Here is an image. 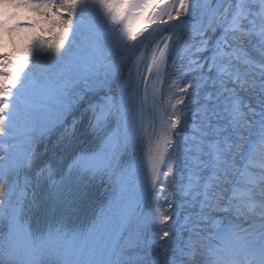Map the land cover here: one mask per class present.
I'll list each match as a JSON object with an SVG mask.
<instances>
[{"label": "snow or ice", "instance_id": "6c2138e0", "mask_svg": "<svg viewBox=\"0 0 264 264\" xmlns=\"http://www.w3.org/2000/svg\"><path fill=\"white\" fill-rule=\"evenodd\" d=\"M0 6L41 14L26 21L15 20L16 14L0 19V39L4 34L17 35L21 29L29 33L18 48L14 47L20 54L19 62L10 53L0 52L2 140L12 136L18 117L38 124L51 100L59 103L70 95L67 84L61 85L53 79V74H48L47 91L40 96L35 92L40 80L34 68L41 53H49V59L65 57L81 34L85 16L97 21L106 34L111 35L109 47L115 48L129 47L126 41L141 43L138 37L146 32L151 35L147 27L150 24L174 27L170 25L171 21L179 23L182 17L195 16L198 8L204 10L200 27L195 29L200 37L197 52L203 48L211 50L212 54L203 65L197 60L191 63L201 70L207 67L213 91L207 92L205 88V103H201L199 89L208 81L185 83L178 89L179 98L175 104L166 106L172 112L168 114L166 109L161 112L159 128L153 127L151 133L145 129L149 183L153 194L162 198L169 209L164 210L162 204L152 215V225L160 226L163 243L159 245L161 251L154 253L147 264H264V0H231L223 14L220 13L222 4L213 8L211 4H199L195 0H0ZM208 9L212 16L205 25L203 17ZM217 25L223 34L211 47L205 33L214 31ZM237 33L240 34L238 37ZM231 38L253 42L260 60H254L243 48L234 45ZM169 39L171 37L165 38L163 48L157 44L159 56L153 54L147 67L150 74L153 69L159 74L165 63ZM4 46L0 44V47ZM241 64L246 66L244 71L239 67ZM106 67L105 78L98 82L101 88L110 87V81H114L120 72L115 63ZM255 68L261 69L258 74ZM212 73H215L214 77ZM82 79L83 87L92 90L90 78ZM241 92L248 96H242ZM120 99L122 104L124 92ZM189 102L197 104L192 112L190 134L185 132L189 127L185 119ZM114 107L112 97H108L96 115L95 128H103ZM70 108V104L61 103V115ZM245 130H249V135H244ZM182 144L187 146L192 157L196 180L193 183V177L189 176L188 184L181 191L185 197L203 199L199 201V219L191 227L181 226L182 232L188 231V238H178L173 246L170 241L176 237L174 229L180 213L169 203L171 193L166 186L176 187L171 165ZM34 156L30 147L21 160L0 142V164L6 165L0 171V264H145L137 253L142 229L137 226L133 240L128 235L132 221L127 217L113 224L102 212L87 228L69 227L60 219L48 223L43 230L34 229L27 211L39 204L34 199L27 201L30 181L26 179L21 186L14 179L22 168L32 167ZM237 156L242 157V166L237 165ZM102 169L103 165L96 157L82 153L68 166L67 172H58L51 165H45L37 176L57 189L73 172L94 176ZM205 169L210 173L206 179L200 175ZM220 182L233 185L230 197L217 192ZM217 211L255 217L253 223L259 227L253 238L248 239V229L241 230L231 222L227 225L218 223ZM241 231L244 236L240 235Z\"/></svg>", "mask_w": 264, "mask_h": 264}, {"label": "bare ground", "instance_id": "6f19581e", "mask_svg": "<svg viewBox=\"0 0 264 264\" xmlns=\"http://www.w3.org/2000/svg\"><path fill=\"white\" fill-rule=\"evenodd\" d=\"M195 2L208 3L213 8L216 4H222L220 13L223 14L224 8L228 7L231 0H195ZM203 12L204 10L198 8L195 16L182 17L179 23L171 21L170 25L174 27L159 23L150 24L147 27L151 35L146 32L138 37L141 43L126 41L129 47L115 48L109 47L111 35L106 34L105 29L97 21L90 16H85L81 34L78 35L76 42L63 59H49V53H41L34 68L40 80L35 92L44 96L47 91V76L53 74L54 80L59 81L61 85H68L70 95L59 103L55 99L51 100L46 111L41 114L38 124L18 117L12 136L7 140L0 139V142L4 143L14 156L21 160L30 147L35 153L32 167L22 168L19 176L14 178L21 186L24 185L26 179L30 181L27 188V201L34 199L39 204V207L27 211V216L34 229L43 230L48 223H55L58 220L50 216L51 213L47 211L50 202L55 197L53 194L59 193V197L63 196L62 193L68 187L81 189L83 190L82 202L77 205L76 202L74 207H68L76 211L75 214L60 211L55 218L63 219L69 227L87 228L102 212L107 214L113 224L116 220L127 217L132 221L128 235L133 240L136 238L137 226L142 229L140 248L137 249V253L143 258L145 264L154 253L161 251L159 245L163 241L160 240V226L158 224L153 226L151 221L155 208L161 207L163 199L153 194L149 183L145 129L151 133L153 127L159 128L161 112L165 109L168 114L172 112V109L166 106L175 104V100L179 98L178 89L185 83L203 84V81H208L207 85L199 89L201 96L198 99L201 103H205V88L207 92L213 91L207 67L201 70L191 63L192 60H197L203 65L212 54L211 50L205 51L203 48L197 52V48L200 47V37L196 35L195 29L200 27ZM210 16H212V11L208 9L203 17L205 25L209 23L208 17ZM164 19L167 20V16ZM219 27L217 25L214 31L205 33L211 47H214L217 38L213 39L210 34L218 33ZM222 34L221 28L218 38ZM239 35V33L236 34L237 37ZM167 37L171 39L167 40L169 48L165 63L161 65L159 74L155 69L150 74L147 67L152 62V56L154 53L159 56L157 44L163 48ZM231 42L243 48L254 60H260L258 52L253 47V42L235 38H231ZM132 44L136 46L131 47ZM112 63L119 65L120 72L114 81H110V87L101 88L98 82L105 78L106 66ZM239 67L241 71L246 68L242 64ZM260 70V68L254 69L257 74ZM85 76L90 78L89 82L93 85L92 90L83 87L82 77ZM212 76L214 77L215 73H212ZM122 92L125 93V99L121 104ZM174 94L175 98H172ZM240 94L248 96L245 92ZM108 97H112V102L116 107L104 121L103 128H95L96 115L108 101ZM61 103L71 105L70 110L63 115H61ZM196 108L195 102H189L188 108L185 109V119L189 125L185 132L188 134L191 133L192 112ZM47 128L51 130L46 131ZM244 135H249V130H245ZM82 153L96 157L97 161L103 165L102 171L94 176L90 173L73 172L57 189L51 188L45 179L37 176L45 165H51L58 172H67L68 166ZM236 160L238 166L243 165L244 161L241 156H237ZM171 166L174 169L176 187L166 186L168 192L171 193L169 203L180 213L179 223L174 229L176 237L170 241V244L174 246L178 238H188V231L182 232L181 226L191 227L192 223L199 219L198 214L201 210L199 201L203 197L188 198L181 191V188L188 184L189 176L193 177V183L196 180V169L186 145H181ZM4 167L6 165L0 164V171ZM209 174L205 169L200 175L206 179ZM78 179L82 180L81 183H78ZM226 185L230 184L220 182L219 188L216 189L220 195L225 197L232 194L229 186ZM71 191L70 199L73 201L77 192ZM75 205L79 208L76 209ZM25 206L27 209V202ZM163 208L169 210L167 204H163ZM217 212L215 213L217 222L227 225L225 217L218 215ZM253 220L250 217L243 227H239L241 230H249L247 233L249 240L253 238L259 227L258 224L253 223ZM145 225L147 226L144 227ZM240 235L244 236L245 233L241 231Z\"/></svg>", "mask_w": 264, "mask_h": 264}, {"label": "rangeland", "instance_id": "374dc122", "mask_svg": "<svg viewBox=\"0 0 264 264\" xmlns=\"http://www.w3.org/2000/svg\"><path fill=\"white\" fill-rule=\"evenodd\" d=\"M12 14H16L15 16V20L18 21H26L29 20L30 18H34V17H38L41 14L40 13H35V12H31L28 10H22V9H16L10 6H0V19H7L8 16H11ZM14 22V21H13ZM221 33V27H219L218 29V33L214 32L211 33L210 36H213V39H218V36ZM29 33L24 30L21 29L20 33L17 35H12V34H4L3 38L0 39V44L5 45L4 47H0V52H7L10 53L12 58L14 60H16V62H19V52L18 51H14V47H19L20 44L23 42L24 38L28 35ZM254 132V131H253ZM229 186V190L231 191L233 185H226ZM231 195H228L226 197H230ZM218 215H222L223 217H225L226 222H231L235 225H238V227H243L244 224H246V222H248V219H250V217L247 214L244 213H237V212H232V213H223V212H217ZM253 219H255V217H252ZM227 224V223H226Z\"/></svg>", "mask_w": 264, "mask_h": 264}, {"label": "trees", "instance_id": "16d2710c", "mask_svg": "<svg viewBox=\"0 0 264 264\" xmlns=\"http://www.w3.org/2000/svg\"><path fill=\"white\" fill-rule=\"evenodd\" d=\"M45 38H47V35L45 36Z\"/></svg>", "mask_w": 264, "mask_h": 264}]
</instances>
